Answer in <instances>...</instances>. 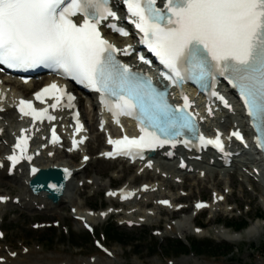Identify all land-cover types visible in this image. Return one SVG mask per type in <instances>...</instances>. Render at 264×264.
<instances>
[{
    "label": "snow or ice",
    "instance_id": "1",
    "mask_svg": "<svg viewBox=\"0 0 264 264\" xmlns=\"http://www.w3.org/2000/svg\"><path fill=\"white\" fill-rule=\"evenodd\" d=\"M123 4L129 22L141 33L140 42L166 70L160 75L175 86L191 80L204 87L211 81L214 87L217 77L226 79L238 90L251 125L258 133L255 142L264 149V0H163L161 6L158 0H123ZM77 16L82 19H74ZM109 18L120 19L111 7V0H0V64L20 69L44 65L58 70L100 93L101 101L117 123L120 116L134 118L139 136L109 137L113 150L102 153L104 156L135 159L142 158L145 149L165 144L173 148L178 143L197 146L187 138L189 133L196 136L198 146L211 145L224 152L219 131L214 139L199 133L193 114L188 111L191 102L186 95L182 96L184 103L174 107L168 102L167 93L158 90L151 77L118 59V54L130 55L132 46L119 48L104 38L100 26ZM107 27L122 36L129 34L115 23ZM139 59L151 63L143 55ZM34 95L41 103L51 96L54 103L37 109L32 100L20 99L17 108L22 116H30L33 124L56 119L48 109L57 108L65 98L64 106L74 107L75 97L55 82ZM211 95L231 107L218 92ZM78 117L76 113V132L83 129ZM27 131L20 130L13 154L7 157L13 166L22 159H32L27 155L30 139L25 135ZM231 136L244 142L239 130ZM58 139L53 128L52 143ZM83 139L74 138L73 148L83 143ZM88 159L84 157L85 161ZM32 171L35 173L37 169ZM64 171L71 174L68 169ZM121 192L123 199L134 195ZM7 199L0 196V201ZM159 203L170 204L166 200Z\"/></svg>",
    "mask_w": 264,
    "mask_h": 264
},
{
    "label": "rangeland",
    "instance_id": "2",
    "mask_svg": "<svg viewBox=\"0 0 264 264\" xmlns=\"http://www.w3.org/2000/svg\"><path fill=\"white\" fill-rule=\"evenodd\" d=\"M253 157L251 155L242 156V163L248 165V162L251 161ZM93 165V164H92ZM90 166L89 173L93 176L98 175L100 172H96V167ZM99 165H101L99 163ZM119 164L112 163L109 167L105 168L103 172L105 175H109L111 171L115 168H118ZM249 167V165H248ZM211 174L214 173L211 171ZM132 176L129 175L131 179ZM220 181H231L233 183L234 192L229 197L232 201L236 200L240 202V205H243L244 202H248L253 199L251 203V211L249 214L251 216H255V214H259L264 218V187L261 186L259 181L254 182L253 185L255 187L254 190L247 191V187L245 185L242 186L241 180L238 176H228L220 177ZM263 181V180H262ZM195 181H191L189 186V190L192 191V194H197V189L202 191H206L209 194L208 187L212 185V181L203 182L199 185L200 188H193ZM264 185V182H263ZM250 186V185H249ZM14 181H7L0 185V192L10 191V190H18ZM202 187V188H201ZM16 188V189H15ZM19 188V187H18ZM86 194L82 195V197H78L77 200L74 201L75 204L82 203L87 201V204L94 205L96 207H100V202L103 200L102 196L96 198H86ZM70 199H66V201H62L55 215L53 211H45L42 215L34 214L27 209H18L15 210L13 207H0V215L2 213H6L7 216L5 218L4 227L6 231H8L7 238L5 237L0 241V244H4L5 247H10L12 250H23L24 244L28 246L29 249H41L45 254H52L55 256V259L66 257V259H88L94 255L97 256L98 253H101L100 260H105L113 257L106 255L103 252L95 249L92 238L81 228L80 224H76L73 218L70 216V209L65 211V207H62L64 204L66 205ZM70 205V204H68ZM84 207V206H82ZM16 208V207H15ZM204 215V214H203ZM239 215V213H236ZM225 216L222 215L221 219ZM60 219L61 225L57 229V232L53 231L51 234H47V229H33L32 223L34 220H54ZM244 218V217H242ZM242 218H234V220H240ZM228 219V217H227ZM69 224L70 232L68 234L62 233V229L64 225ZM246 223L245 225H247ZM257 225L256 232L249 233L246 232V228L241 232L240 240H234V242H230L228 240H224L221 235L215 232V225L212 227H205L210 229L212 235L211 236H201L190 234L187 238L188 240L192 239L196 243V238L198 240L210 239L212 247H201L197 248L195 245V251H192L188 254H180L177 252L175 247L171 246L169 243L170 236L164 239L162 242L158 241V238L153 236L151 229H145L143 231L133 229H129L128 227H119L115 230L121 234V240L130 241L128 244L125 242L109 240V245L114 252H117L121 255L122 264H150V262H160L161 264H178L182 259H191L192 261L188 264H196V261L199 264H257V261L261 259L264 264V220H256L252 222L251 225ZM241 226V227H245ZM166 226H163L162 230H165ZM248 228V227H247ZM223 230V229H218ZM231 232L235 230L230 228ZM170 235L176 236L174 233ZM206 237V238H205ZM21 239V240H18ZM24 239V241H22ZM70 239L75 240L78 243V246H74ZM163 239V238H162ZM185 240V239H184ZM226 245L223 249L222 246ZM204 250V252H202ZM63 256H61L60 254ZM189 252V251H184ZM202 252V253H201ZM58 254V255H57ZM57 255V257H56ZM65 255V256H64ZM61 256V257H60ZM104 257V258H103ZM106 261V260H105ZM121 264V263H120Z\"/></svg>",
    "mask_w": 264,
    "mask_h": 264
},
{
    "label": "bare ground",
    "instance_id": "3",
    "mask_svg": "<svg viewBox=\"0 0 264 264\" xmlns=\"http://www.w3.org/2000/svg\"><path fill=\"white\" fill-rule=\"evenodd\" d=\"M15 86L19 87L20 85L16 84ZM11 116H13V120L16 119L14 115H11ZM6 120H7L6 118L3 120V124L5 123ZM90 125H91V128H93V131H95L96 128L93 127L94 125L92 123H90ZM5 135H6V133L3 136H0V139H2L3 137H6ZM98 137H99L98 133L94 134L95 140L99 139ZM1 149H2V147L0 145V150ZM42 159H44V158H41V160ZM54 162H56L55 159L52 160V159L46 158V159H44V160H42L40 162V165L41 166H49V165H53ZM99 163L101 165H99ZM112 163H113L112 160L106 161V160H103V159H98V161L95 162L92 165V167H96V172L102 173L103 170L105 168L109 167V165L112 164ZM164 170H167V169H164ZM26 173H27V170L24 169V172L22 173L23 179L21 178L23 180V186H24V184H26L25 180H24L25 179L24 176L26 175ZM0 176L10 177V176H7L6 169H1V168H0ZM12 178L16 179L17 181L21 180V179H17L18 178L17 176H14ZM78 180H79V178H78ZM16 186L21 188L22 184L21 183L20 184L16 183ZM16 196L20 197V195H16ZM23 199H24V197H21V202H24ZM61 199L64 202L66 201V199H70V201L74 200V198H72L71 196H66V197H63ZM42 202H43V200H34L33 199V200H30V201H26V204L27 205L30 204L32 206V208H34L36 211H39L40 209L37 206H38V204H40ZM0 205H2L1 202H0ZM58 205H59V203H58ZM58 205H56V207ZM127 206H128V204L122 203V207L123 208H126ZM44 207H45L44 209H48L50 211H53L56 208L52 204H47V203H45ZM62 207H65V204ZM131 208H133V210H135L134 209L135 207H129L128 209H131ZM80 212H81V209L78 208L77 214L80 213ZM83 212H82V214L85 215ZM143 214L145 215L146 219L152 218V216L147 214L145 210H144ZM222 223L217 222L215 224L217 226V228L215 229L216 233H220V234H222L224 236V238H228L230 240L240 239L239 238L240 235H238L236 232L231 233V232L225 230V228L227 227V224L224 226L223 230H218V225H222ZM171 224H172V226L170 227L169 230H171L173 232H179L182 235L187 234L188 233V229H190V227H191V223L186 218L180 219V220L175 221V222H172ZM158 225L162 226L163 225L162 221H159ZM193 227H194L193 231L196 234H198L199 236H201V235L203 236L205 234H210V231H211L210 229H205V228H200L199 231H197L196 230V228H197L196 225H194ZM256 229H257V225L255 226L253 224V226H250V228L247 231L251 234V233L256 232ZM13 253H15V255H13ZM59 254H60V252H59ZM57 255H56V257H57ZM60 255L63 256L62 254H60ZM2 256H3V258L6 257L5 258L6 262H2V264H15V263H20V264H32V263H34V264H61V263L62 264H117V261L115 259L111 260V259H106L105 258V260H106L105 261V260L98 259L100 256L99 257H95V258L91 257V259L89 257L87 260L86 259L85 260L84 259L73 260L71 258L66 259L67 256L63 257V258L55 259L54 258L55 256H53L52 254H50V255L47 254V253L45 254V252H42L41 250H37V249H33V248L29 249L28 251L27 250H24V251L20 250L18 252H14V251L11 252V251H7L6 248L3 245L0 246V257L2 258ZM114 256H115V258H117L120 261H122V259L118 256L117 253H115ZM3 258H2V260H3ZM191 259H188V258L182 259L178 264H188V263H190L192 261ZM261 261L262 260L259 259V261H257V264H261L263 262V261L262 262ZM150 264H161V263L160 262H150ZM196 264H199V262L196 261Z\"/></svg>",
    "mask_w": 264,
    "mask_h": 264
},
{
    "label": "trees",
    "instance_id": "4",
    "mask_svg": "<svg viewBox=\"0 0 264 264\" xmlns=\"http://www.w3.org/2000/svg\"><path fill=\"white\" fill-rule=\"evenodd\" d=\"M205 244H207V246H208V247H210V246H211L209 243H205Z\"/></svg>",
    "mask_w": 264,
    "mask_h": 264
}]
</instances>
